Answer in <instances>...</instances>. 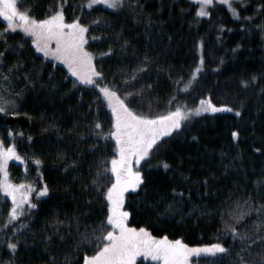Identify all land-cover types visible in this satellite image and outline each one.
<instances>
[{"label":"trees","instance_id":"obj_1","mask_svg":"<svg viewBox=\"0 0 264 264\" xmlns=\"http://www.w3.org/2000/svg\"><path fill=\"white\" fill-rule=\"evenodd\" d=\"M27 3L31 14L42 18L53 0ZM85 4L86 0H67L66 19L79 15L82 23H89V35L100 37L89 40L97 68L122 90L142 89L144 110L149 101L153 112L165 110L174 81L178 77L186 81L201 55L204 67L191 87L178 93L179 101L195 107L201 96L210 94L217 105L239 109V116L226 110L194 115L182 134L161 146L150 161L152 166L142 168V187L135 195L126 193L125 200L133 226L189 245L220 242L230 249V254H202L193 258V264H237L244 242L225 231L221 212L227 221L230 210L238 211L236 202L243 205L249 196L264 204V184L259 183L264 179V31L256 27L264 23V12L255 8L264 0L234 4L239 17L220 1L209 6V17L196 16L194 0H125L118 10L102 5L82 8ZM249 16L251 20L245 19ZM97 18L96 24L90 23ZM5 28L0 18L4 53L0 74L8 76L0 78V96L14 101L5 106L17 114L0 113V132L11 129L7 138L23 157V168L11 163L10 174L15 179L26 175L37 190L46 184L49 191L37 197L34 190L32 202L37 207L11 224H5L10 201L0 193V264H82L83 253H92L87 247L76 249V222L83 231V226L94 227L103 218L104 203L90 181L97 158L110 156L114 147V141L98 143L88 129L98 119L107 131L110 110L94 102V89L74 86L76 78L62 63L44 58L28 37ZM146 56L147 68L128 79L127 74L139 68ZM233 130L239 133L235 139ZM35 159L42 163L36 165ZM159 161L170 167L165 169ZM173 188L177 194L183 190V196L172 193ZM174 196L179 203L169 211ZM257 218L251 212L237 227L252 235L251 222ZM20 220L25 227L14 233ZM8 238L18 241L15 252L6 247ZM136 264L158 262L138 259Z\"/></svg>","mask_w":264,"mask_h":264},{"label":"snow or ice","instance_id":"obj_2","mask_svg":"<svg viewBox=\"0 0 264 264\" xmlns=\"http://www.w3.org/2000/svg\"><path fill=\"white\" fill-rule=\"evenodd\" d=\"M194 2L198 4L196 16L209 17L211 16L209 6H214L216 0H194ZM220 2L227 5L232 16L239 17L240 13L233 5L243 4L246 0H220ZM66 3L67 0H53V4L48 6L42 18H37L31 14L32 8L27 0H0V17L7 22L6 30H21L30 37L31 45L37 52L42 53L44 57H53L63 62L71 75L77 78L73 81V85L79 84L81 87L94 89L96 92L94 102L110 110L107 131L98 119H94L88 129L98 143L114 141V147L110 156L97 158L95 174L90 181L104 203L103 218L94 227L83 226V231L80 230L79 221L76 222L79 237L75 245L76 249L87 247L92 253H83L82 264H136L137 257L140 256L150 257L158 264H193V258L201 257V254L212 256L230 254V249L220 242L189 245L180 238L169 239L168 235L155 236L146 227L131 225L130 212L125 206V200L129 190H132L130 194L135 195V190L142 187L145 181L142 168L145 165L152 166L150 161L159 152L161 146L173 135L182 134L194 115L226 110L235 111L239 116V109H232L226 104L217 105L210 94L201 96L195 107H189L186 103L179 101L178 93L187 91L204 67V58L201 55L186 81L183 77H178L174 81L173 95L169 98L165 110L153 112L151 101L148 103L147 110H144L142 89L135 92L122 90L121 85L105 76L102 68H97L95 54L89 50V40L97 41L100 37L89 35L90 25L82 23L79 15L66 19L64 11ZM99 4L118 10L124 7L125 0H86V4L81 7L92 8L93 5ZM255 8L264 12V5L257 4ZM245 19L251 20L252 17H245ZM98 20L99 18L90 23L96 24ZM256 27L264 31V23ZM111 52L112 48L109 47L107 53ZM107 53H99V55L103 57ZM3 55L4 53L0 52V58ZM149 60L150 58L146 56L139 68L127 74L128 79H135L136 73L147 68ZM7 71L10 74L12 68ZM0 78L7 80L8 76L0 74ZM251 79L256 80V76H252ZM124 83L127 84V81ZM151 87L150 84L147 85L148 89ZM9 103L14 101H6L0 96V113L16 115L15 111L9 112L5 106ZM133 103L136 107L130 106ZM8 135L11 138V129ZM231 135L235 139L239 133L233 130ZM28 139L31 140V136ZM93 147L95 151H101L100 148ZM13 157L16 160L23 159L14 144L9 143L5 146L0 140V193H5L11 198V207L5 224H11L12 221L23 217L25 206L29 209L37 207L31 200L34 190L37 197L46 195L49 191L46 184L37 190L32 182L13 183L7 171L8 161ZM34 163L40 165L42 162L35 159ZM75 163L73 161L74 165ZM159 165L165 169L170 167L167 161H159ZM37 171L39 172V169ZM259 183L264 184V179H261ZM204 184L207 186V178ZM172 193L183 196V190L177 194V190L173 188ZM177 203L179 201L174 196L173 201L167 205L168 210H173ZM236 209L238 211H235V214L233 210L229 211L227 221L224 220V213L221 212V219L225 223V231H230L234 238L239 237L244 242L241 249L243 255L240 252L237 253V264H264V204L253 202L249 196L244 199L243 205L237 201ZM251 212L258 214L257 220L251 222L252 235L247 232L241 233L237 222ZM24 227V222L20 220L13 232L18 233L19 229ZM45 239L48 238L45 237ZM6 247L15 252L18 241L13 242L11 238H8ZM212 264L217 262L212 261Z\"/></svg>","mask_w":264,"mask_h":264},{"label":"rangeland","instance_id":"obj_3","mask_svg":"<svg viewBox=\"0 0 264 264\" xmlns=\"http://www.w3.org/2000/svg\"><path fill=\"white\" fill-rule=\"evenodd\" d=\"M216 1H220V0H216ZM99 5H102V6L107 7V5H104V4H99ZM107 8H109V7H107ZM0 18L6 23V28H5V30H6V29H7V22L4 20L3 17H0ZM6 31H7V30H6ZM10 31H12V30H10ZM12 32H20L23 36H26V35H25L21 30H19V29H16L15 31H12ZM26 37H28V36H26ZM28 38L30 39V37H28ZM38 53H39V52H38ZM39 54H41V55L43 56L42 53H39ZM43 57H44V56H43ZM44 58H46V59H51V60H53V61H57V60H55L53 57H44ZM57 62H60V63L63 64V62H61V61H57ZM63 65H64V64H63ZM64 66L67 68L66 65H64ZM67 70H68V69H67ZM75 78H76V77H75ZM76 79H77V78H76ZM7 137H8V133L3 134V133L0 132V140L3 141V143H4L5 146H7L9 143H12V144H13V142L10 141ZM11 163L19 164L20 167H22V165H23V160H16V159L13 157V158H11V159L8 161L7 171H8V174H9V178L13 181V183H20L21 181L30 182V180L27 178L26 175H21V174H20V176L16 177V179H15V177H11V174H10V165H11ZM22 168H23V167H22ZM129 191H132V190H129ZM33 192H34V191H33ZM2 194L4 195L5 198H7V199L10 201V204H11V198H10V197H7V194H5V193H2ZM32 194H33V193H32ZM44 196H46V195H42V196H40V197H44ZM31 200H32V195H31ZM28 209H29V208H27V206H25V212H27ZM201 255H202V254H201ZM138 259H146V260L153 261V260H151L150 257H144V256L137 257V260H138ZM154 262H156V261H154Z\"/></svg>","mask_w":264,"mask_h":264}]
</instances>
